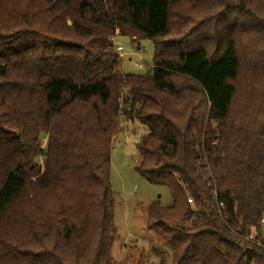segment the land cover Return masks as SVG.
Returning a JSON list of instances; mask_svg holds the SVG:
<instances>
[{
  "label": "trees",
  "instance_id": "16d2710c",
  "mask_svg": "<svg viewBox=\"0 0 264 264\" xmlns=\"http://www.w3.org/2000/svg\"><path fill=\"white\" fill-rule=\"evenodd\" d=\"M122 119L171 264H264V0H0V264H115Z\"/></svg>",
  "mask_w": 264,
  "mask_h": 264
},
{
  "label": "rangeland",
  "instance_id": "374dc122",
  "mask_svg": "<svg viewBox=\"0 0 264 264\" xmlns=\"http://www.w3.org/2000/svg\"><path fill=\"white\" fill-rule=\"evenodd\" d=\"M124 48L119 57L117 68L126 73H144L152 67L154 44L143 39L140 45L127 36L114 37V43ZM139 64L143 67L139 68ZM123 128L115 136L112 150L111 181L114 199V224L116 233L111 248V258L115 264H158L161 259L171 264L173 250L164 245L160 236L148 230V207L156 199L163 205L172 203V195L165 184L149 182L137 169L141 153L137 143L142 132L137 123H127L122 119ZM46 149L48 138L44 137ZM44 168V158L40 159ZM189 203L194 208L200 206ZM253 229V228H252ZM252 231V230H251ZM244 242V241H243ZM242 242V243H243Z\"/></svg>",
  "mask_w": 264,
  "mask_h": 264
},
{
  "label": "built area",
  "instance_id": "2783aa9c",
  "mask_svg": "<svg viewBox=\"0 0 264 264\" xmlns=\"http://www.w3.org/2000/svg\"><path fill=\"white\" fill-rule=\"evenodd\" d=\"M114 51L117 54H119L120 56H123L124 55V53H123L124 52V48L121 45L117 44L116 42L114 43ZM138 66H139V68H142L143 67L142 64H139ZM189 200H190V202H192V199H189ZM222 205L223 204H221V206ZM255 234H256V229L253 228L252 231H251V233H250V235L247 237V239L254 240L255 239Z\"/></svg>",
  "mask_w": 264,
  "mask_h": 264
},
{
  "label": "water",
  "instance_id": "95a60500",
  "mask_svg": "<svg viewBox=\"0 0 264 264\" xmlns=\"http://www.w3.org/2000/svg\"><path fill=\"white\" fill-rule=\"evenodd\" d=\"M72 22L71 21H69V24H71Z\"/></svg>",
  "mask_w": 264,
  "mask_h": 264
}]
</instances>
